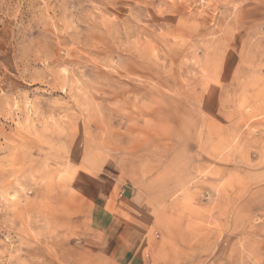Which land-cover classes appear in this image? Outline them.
I'll list each match as a JSON object with an SVG mask.
<instances>
[{"label":"rangeland","instance_id":"1","mask_svg":"<svg viewBox=\"0 0 264 264\" xmlns=\"http://www.w3.org/2000/svg\"><path fill=\"white\" fill-rule=\"evenodd\" d=\"M117 205L132 264H264V0H0V264Z\"/></svg>","mask_w":264,"mask_h":264},{"label":"crops","instance_id":"2","mask_svg":"<svg viewBox=\"0 0 264 264\" xmlns=\"http://www.w3.org/2000/svg\"><path fill=\"white\" fill-rule=\"evenodd\" d=\"M119 206V208H117ZM114 210L118 211L120 219L117 215L114 214L112 217L108 215L105 211L106 209H101L98 206L94 207L95 211L102 212L101 219H92L93 229L95 227H103V234L91 237V247L90 249H75L74 253H77L81 256L84 255L85 261L88 264H132L133 259L138 254V244L140 242L142 232L137 230L134 226L128 225V221L121 219V212L124 211L123 208H120V205H117ZM119 225L118 234H112L109 230L112 226ZM128 227H130L128 229ZM101 232V229L95 230ZM116 232V229L114 230ZM117 233V232H116ZM141 233V236H140ZM87 251H89L87 253ZM68 264H82L81 258L75 259L72 262H67Z\"/></svg>","mask_w":264,"mask_h":264}]
</instances>
